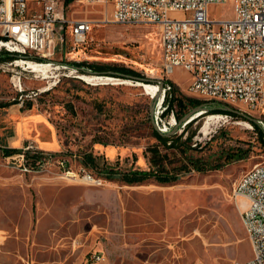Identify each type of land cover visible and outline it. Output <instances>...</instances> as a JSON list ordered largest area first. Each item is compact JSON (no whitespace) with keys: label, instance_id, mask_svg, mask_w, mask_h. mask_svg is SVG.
Listing matches in <instances>:
<instances>
[{"label":"rangeland","instance_id":"obj_1","mask_svg":"<svg viewBox=\"0 0 264 264\" xmlns=\"http://www.w3.org/2000/svg\"><path fill=\"white\" fill-rule=\"evenodd\" d=\"M65 13L72 21H91L93 30L78 49L57 50L45 75L18 61L25 58H0V130L11 125L12 113L43 116L21 145L35 138L55 140V161L72 160L73 169L82 164L80 172L89 171L106 182L97 186L66 179L55 170L22 175L4 159L18 151L0 148V264H88L93 251L105 255L106 261L98 264H232L251 259L253 247L241 216L246 201L233 193L243 173L264 164V143L252 123L239 115L212 121L206 115L187 130L184 138L194 134L193 143L201 145L195 154L200 157L216 158L238 150L245 154L244 158L232 155L221 170L191 172L168 185L155 180L135 185L108 180L104 165L107 170H148L145 153L157 143L153 129L170 132L179 122L173 113L162 117L163 94L156 120L152 118L155 98L141 82L71 72L73 68L64 70L62 63L125 66L140 73L144 84L160 88L167 81L177 87V96L195 97L188 90L186 71L166 77L157 25L116 23L110 3L73 0ZM233 16V0L210 7L212 19ZM68 36L72 37L70 30ZM84 75L115 80L90 84L82 79ZM90 154L98 167L85 164ZM182 158L178 155V164Z\"/></svg>","mask_w":264,"mask_h":264},{"label":"built area","instance_id":"obj_2","mask_svg":"<svg viewBox=\"0 0 264 264\" xmlns=\"http://www.w3.org/2000/svg\"><path fill=\"white\" fill-rule=\"evenodd\" d=\"M76 1L113 4L116 23L157 25L162 32L163 70L167 78L176 69H183L189 75L188 90L193 97L233 106L255 117L264 129V0H233L234 16L228 20L210 17L211 6L225 5L228 0ZM67 4L68 0H0V53L17 54L25 58L22 60L26 66L31 62L51 67L57 50L63 53L68 46L76 50L85 45L93 23L68 19ZM177 14L184 16L175 17ZM61 67L69 70L66 63ZM73 69L71 72H79ZM172 87L170 82L164 84L163 102ZM229 117L233 118L220 115L223 120ZM17 151L16 155H4V159L8 167L22 175L55 170L66 179H83L97 186L106 182L89 171L80 172L82 164L73 169L72 160L55 161L58 152L41 149L34 142L25 143ZM233 195L246 201L241 216L253 257L232 264H264V164H256L243 173ZM105 261L103 253L93 251L88 264Z\"/></svg>","mask_w":264,"mask_h":264},{"label":"trees","instance_id":"obj_3","mask_svg":"<svg viewBox=\"0 0 264 264\" xmlns=\"http://www.w3.org/2000/svg\"><path fill=\"white\" fill-rule=\"evenodd\" d=\"M73 0H68L70 3ZM0 58L4 60H15L18 58L17 54L3 52L0 53ZM66 65L77 69L79 72L86 73L91 72V74H109L113 77H138L144 79V77L125 66L108 64V63H99V62H67ZM164 84H167V81H164ZM177 87L173 85L172 92L167 93L164 104L166 105L165 110L162 114L167 116L171 113L174 114L176 120L180 122L182 118L195 107L206 106L209 110L208 112L202 114V116L211 115V114H228L235 117V115L230 112H224L219 109V107L225 104L210 103L208 101H203L195 98L177 96L175 94ZM31 104L28 105V109H31ZM196 118L190 123H188L183 132L179 135L178 133L171 134L172 131L166 133H160L156 128L153 129V136L156 138L157 143L150 146L146 150V156L149 162V169H130V170H114L106 169L103 167V171L106 174L108 180L121 181L127 185L142 184L146 181L155 180L160 184H174L180 181L184 175L191 172H209L214 170H221L226 165V161L229 158H232V155H235L239 158H244L245 154L241 153V150L231 151L222 153L216 158H205L196 155L195 153L199 150L200 144L193 143L194 134L191 136L185 135L187 130L200 118ZM160 117L158 123L160 124ZM161 125V124H160ZM257 133L260 135L261 142L264 143V130L258 124L252 123ZM167 131L168 125L163 126ZM182 127H179L181 129ZM10 150L11 152L15 149H5ZM178 155H181L183 158L181 163L178 164L180 159H177ZM176 162V163H175ZM85 164L94 165L98 167L97 158L93 157L92 154L85 156Z\"/></svg>","mask_w":264,"mask_h":264},{"label":"crops","instance_id":"obj_4","mask_svg":"<svg viewBox=\"0 0 264 264\" xmlns=\"http://www.w3.org/2000/svg\"><path fill=\"white\" fill-rule=\"evenodd\" d=\"M176 70H178V72L181 71V69ZM10 118L9 120L13 123L11 122V125L0 130V148L17 150L24 144L21 145L22 141L25 138H29L32 134V127L38 125L39 121L44 117L35 115L20 116L18 113H12ZM33 140L38 147L44 150L54 151L58 148V143L55 140L48 141L40 138H35ZM110 155L113 156L114 154Z\"/></svg>","mask_w":264,"mask_h":264},{"label":"water","instance_id":"obj_5","mask_svg":"<svg viewBox=\"0 0 264 264\" xmlns=\"http://www.w3.org/2000/svg\"><path fill=\"white\" fill-rule=\"evenodd\" d=\"M124 79H130L132 81H135V82H141V83H145L146 82V79H142V78H138V77H128V76H124L123 77ZM164 89V83L161 84V87H160V93L159 95L154 99L153 103H152V107H151V116L153 119H155V110H156V106L159 104V101H160V98H161V95H162V91ZM219 104V103H218ZM219 109L223 110L224 112H230V113H233L235 115H239L241 117H244L245 119H247L249 122L251 123H255V124H258V121L246 114H243L241 112H239L238 110L234 109L233 107L229 106V105H223L221 107H219ZM208 108L206 106H199V107H195L193 108L192 110H190L183 118L182 120L179 122V125L178 127H176L175 130H173L171 132V134H175L178 132L179 130V127H184L186 126L188 123H190L191 121H193L194 119L200 117L202 114L208 112ZM158 127V126H157ZM158 131L160 133H162L159 128H157Z\"/></svg>","mask_w":264,"mask_h":264},{"label":"bare ground","instance_id":"obj_6","mask_svg":"<svg viewBox=\"0 0 264 264\" xmlns=\"http://www.w3.org/2000/svg\"><path fill=\"white\" fill-rule=\"evenodd\" d=\"M18 61L23 62V60H18ZM18 61H16L15 63H17ZM24 65H26V64L24 63ZM27 66H28L29 69L32 70V72L39 73V74L41 73V74H44V75L47 73V71L49 69V66H47V65L41 67V66H39L37 64H34V63H31V62H29ZM82 79L85 80L86 82L90 83V84H97L96 82L101 81V80H104V81H113V80H115L114 78H103V77L85 76V75L82 76ZM104 83H108V82H104ZM99 84H102V83L99 82ZM139 85L142 86L145 89L146 93L151 95L153 98H156L159 95V93H160V88H159L158 85H149L147 83L146 84L140 83ZM218 118H220V116H218V115H210L208 117V121H212V120H215V119H218ZM171 126L173 127L174 123H172Z\"/></svg>","mask_w":264,"mask_h":264}]
</instances>
